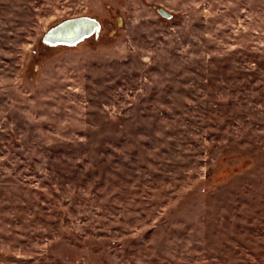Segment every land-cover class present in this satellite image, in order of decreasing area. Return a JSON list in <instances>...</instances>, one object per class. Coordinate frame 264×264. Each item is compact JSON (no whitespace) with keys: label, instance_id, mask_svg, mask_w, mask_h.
<instances>
[{"label":"rangeland","instance_id":"obj_1","mask_svg":"<svg viewBox=\"0 0 264 264\" xmlns=\"http://www.w3.org/2000/svg\"><path fill=\"white\" fill-rule=\"evenodd\" d=\"M0 264H264V0H0Z\"/></svg>","mask_w":264,"mask_h":264},{"label":"flooded vegetation","instance_id":"obj_2","mask_svg":"<svg viewBox=\"0 0 264 264\" xmlns=\"http://www.w3.org/2000/svg\"><path fill=\"white\" fill-rule=\"evenodd\" d=\"M77 19H83L80 25L84 22L86 23H95L92 19L90 20L87 17H77L72 19H65L60 23H57L47 30L45 35L43 36V46L45 48L49 47H64V46H75L80 42L81 40H84L92 35V33L95 31L92 28V31L85 30V26H82L80 30L82 29L83 32L77 33V34H71V33H65L63 35L59 34V30H61L64 26L68 25L72 21H76Z\"/></svg>","mask_w":264,"mask_h":264},{"label":"water","instance_id":"obj_3","mask_svg":"<svg viewBox=\"0 0 264 264\" xmlns=\"http://www.w3.org/2000/svg\"><path fill=\"white\" fill-rule=\"evenodd\" d=\"M83 19H77L76 21H72L70 22L68 25L64 26L61 30H59V34L63 35L65 33H71V34H77L80 32H83L82 29L80 30V28L82 26H85V30L87 31H92L93 29H96L97 24L96 22L93 23L91 21V23H86L84 22L83 25L81 26L80 23L82 22Z\"/></svg>","mask_w":264,"mask_h":264}]
</instances>
